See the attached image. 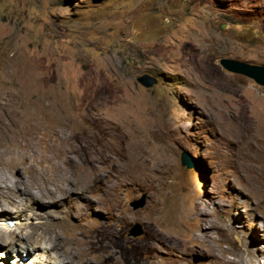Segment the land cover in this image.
<instances>
[{
    "label": "rangeland",
    "instance_id": "rangeland-1",
    "mask_svg": "<svg viewBox=\"0 0 264 264\" xmlns=\"http://www.w3.org/2000/svg\"><path fill=\"white\" fill-rule=\"evenodd\" d=\"M222 58L264 66V0H0V264H264V88Z\"/></svg>",
    "mask_w": 264,
    "mask_h": 264
},
{
    "label": "water",
    "instance_id": "water-1",
    "mask_svg": "<svg viewBox=\"0 0 264 264\" xmlns=\"http://www.w3.org/2000/svg\"><path fill=\"white\" fill-rule=\"evenodd\" d=\"M224 27L221 26V29ZM219 65L227 72L232 74L242 75L248 79H251L255 84L264 88V66L263 65H254L246 62L222 58L219 60ZM137 82L145 88H150L157 83V79L148 75L143 74L137 78ZM181 164L187 168L192 167V159L186 154L182 153L180 158ZM144 204L143 199L141 201L135 202L133 207L139 208ZM138 228H140L138 226ZM141 234V230L132 231L133 236Z\"/></svg>",
    "mask_w": 264,
    "mask_h": 264
},
{
    "label": "bare ground",
    "instance_id": "bare-ground-1",
    "mask_svg": "<svg viewBox=\"0 0 264 264\" xmlns=\"http://www.w3.org/2000/svg\"><path fill=\"white\" fill-rule=\"evenodd\" d=\"M24 147V146H23ZM58 149V148H57ZM57 149L55 150V151H57ZM60 149V148H59ZM54 151V152H55ZM60 151V150H59ZM59 155V154H58ZM25 156V155H24ZM48 156V155H47ZM57 156V153H56V155H55V157ZM22 157V156H21ZM26 157V156H25ZM24 157V158H25ZM59 159V158H58ZM61 159V158H60ZM56 160V159H55ZM55 160H53V161H55ZM60 161V160H59ZM33 163V162H32ZM50 165V164H49ZM57 165V164H56ZM55 165V166H56ZM52 166V165H51ZM60 166V165H59ZM53 168V167H52ZM61 169H63V168H61ZM58 170V169H57ZM65 170V169H64ZM51 171V170H50ZM52 171H53V169H52ZM45 172V171H44ZM47 173V172H46ZM64 173V172H63ZM57 177V176H56ZM262 183V182H261ZM263 183H264V178H263ZM262 183V186L264 187V184ZM53 234V233H52ZM74 240V239H73ZM76 242V241H75ZM53 249V248H52ZM80 249V248H79ZM53 250H55V249H53ZM106 250V249H105ZM48 251L49 250H47V249H43L40 253H37V254H35V258H36V264H53V261L51 260V258L49 257V255H48ZM79 252V251H78ZM99 252V251H98ZM100 252H102V250L100 251ZM107 252V251H106ZM109 253V252H108ZM80 254V253H79ZM87 254V253H86ZM100 254V253H99ZM138 254V253H137ZM71 255V254H70ZM98 255V254H97ZM78 256V255H77ZM76 256V257H77ZM136 257V256H135ZM57 258H59V259H57V260H55V262H58V264H61V260H65V258H60L59 256L57 257ZM68 259V258H67ZM66 259V260H67ZM111 260H112V257L110 258ZM113 259H115V258H113ZM110 260V262H112ZM68 261H69V259H68ZM104 261H106V260H104ZM109 262V261H108ZM62 263H64V262H62ZM68 263H70V264H76V262H74V261H70V262H68ZM100 263V262H99ZM117 263V262H116ZM88 264H91V263H89L88 262ZM104 264H106V263H104Z\"/></svg>",
    "mask_w": 264,
    "mask_h": 264
},
{
    "label": "clouds",
    "instance_id": "clouds-1",
    "mask_svg": "<svg viewBox=\"0 0 264 264\" xmlns=\"http://www.w3.org/2000/svg\"><path fill=\"white\" fill-rule=\"evenodd\" d=\"M7 223H8V224H11V221H8Z\"/></svg>",
    "mask_w": 264,
    "mask_h": 264
}]
</instances>
